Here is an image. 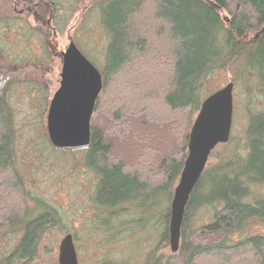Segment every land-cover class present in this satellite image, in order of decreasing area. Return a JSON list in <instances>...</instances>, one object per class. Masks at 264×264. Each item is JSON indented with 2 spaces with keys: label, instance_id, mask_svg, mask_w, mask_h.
Here are the masks:
<instances>
[{
  "label": "trees",
  "instance_id": "obj_1",
  "mask_svg": "<svg viewBox=\"0 0 264 264\" xmlns=\"http://www.w3.org/2000/svg\"><path fill=\"white\" fill-rule=\"evenodd\" d=\"M79 1L58 0L53 11L68 17V9ZM92 2L90 10H96V23L106 35L98 69L102 87L82 153L95 180L94 216L113 227L118 221L123 232L131 227L135 233L151 232L143 237L149 248L139 252L138 264H264V229L251 228L264 225V194L258 190L264 188V109L249 117L244 152L214 163L219 177L207 182L213 167L206 164L185 206L178 250L168 249L173 189L194 117L213 91L211 80L232 66L237 69L247 56L264 70V0ZM257 29L260 38L247 41ZM3 51L0 46V60ZM260 82L258 89L264 90ZM7 90L0 83V243L19 236L0 255V264H30L43 235L60 218L47 204L35 215L27 207L31 199L33 209L39 208L25 189L17 155L19 130ZM200 209H207V216L192 218ZM149 222L151 227L144 228ZM67 233L74 242L75 234Z\"/></svg>",
  "mask_w": 264,
  "mask_h": 264
},
{
  "label": "rangeland",
  "instance_id": "obj_2",
  "mask_svg": "<svg viewBox=\"0 0 264 264\" xmlns=\"http://www.w3.org/2000/svg\"><path fill=\"white\" fill-rule=\"evenodd\" d=\"M55 1L28 0L32 6L30 11L15 0H0V46L4 50L0 60V83L8 86L6 95L19 130L17 155L25 189L36 198L35 203L39 206L33 209V201L29 199L27 207H32L31 214L35 215L45 211L43 205L47 204L57 210L60 218L58 225L43 235L38 255L30 264H58L57 249L66 232L75 234L74 246L79 247L75 248L80 264H138L139 252L149 248L143 246V237L151 232L143 229L135 233L134 227L123 232V225H119L118 221L113 223L114 227L111 223L99 222L94 216L91 200L95 180L83 164V148L67 151L49 147L45 117L48 102L58 87L60 53L69 42V26L75 22L74 42L97 69L103 65L102 55L106 46V35L96 23V10H90L95 0H81L68 9L70 20H67L69 16L60 14V26H55L56 34L45 26L48 31L41 39V52L33 32H43L45 28L41 21L52 9L51 2L56 6ZM34 12L42 19H35ZM52 13L55 14L54 11ZM257 32L259 29L251 32L246 40L259 35ZM19 34L21 37L18 40ZM258 66V62L251 61V57L247 56L237 69L232 66L228 71L219 72L210 82L212 90L233 82V113L230 144L219 145L212 150L206 163L209 167L219 161H231L236 157L235 151L244 152V130L249 117L264 109V90L258 89L256 84L261 81L264 85V76H261L264 70ZM247 69L251 71L248 73ZM224 155L228 158L220 159ZM219 176L220 172L213 167L207 174V182ZM258 190L264 194V188L258 187ZM207 214V209H200L192 214V218L203 219ZM150 227V222L144 224V228ZM112 228L119 231L113 235ZM251 228L261 230L264 225ZM18 236L15 234L0 243V255L5 249L13 247Z\"/></svg>",
  "mask_w": 264,
  "mask_h": 264
},
{
  "label": "water",
  "instance_id": "obj_3",
  "mask_svg": "<svg viewBox=\"0 0 264 264\" xmlns=\"http://www.w3.org/2000/svg\"><path fill=\"white\" fill-rule=\"evenodd\" d=\"M60 80L47 106L45 129L49 143L59 149L88 146L90 117L102 87L100 71L73 41L61 52ZM233 82L212 91L200 103L189 132L187 154L173 189L168 222L171 253L179 247L180 227L190 193L202 175L212 150L229 140L233 112ZM58 264H78L73 238L62 236Z\"/></svg>",
  "mask_w": 264,
  "mask_h": 264
},
{
  "label": "flooded vegetation",
  "instance_id": "obj_4",
  "mask_svg": "<svg viewBox=\"0 0 264 264\" xmlns=\"http://www.w3.org/2000/svg\"><path fill=\"white\" fill-rule=\"evenodd\" d=\"M17 3H20V4H22L23 6H24V8H28V10H30V11H32L31 9H32V6L30 7V5H29V3H28V0H15ZM58 1V0H57ZM57 1H55V2H57ZM60 1V0H59ZM51 4H53V6H54V3L53 2H51ZM30 7V8H29ZM22 11V10H21ZM53 12V7H52V9L50 10V11H48V16L46 17V18H43L42 19V17L41 16H39L37 13H35L34 12V15L33 16H35V19H42V24L44 25V28L45 29H43V32L41 31H37V30H35L34 32H33V34H34V36L38 39L37 40V43H36V46L38 45L39 46V50L42 52V49H41V39L43 38V37H45V35L47 34V29H46V27L47 28H50L51 29V32H52V34H56V30H55V26L57 27V26H60L59 25V22H58V19H59V17H57V15H56V13L55 14H53L52 13ZM60 16V15H59ZM35 21V20H34ZM36 22V21H35ZM54 24V25H53ZM67 24V23H66ZM19 26H21L20 24H19ZM46 26V27H45ZM62 26H63V24H62ZM75 28H76V24H75V22L73 23V25H71V26H69V28H68V31H67V34H68V38H69V42L70 41H73L74 42V34H73V31L75 30ZM47 30V31H46ZM71 33V34H70ZM257 33H259V35L257 34L256 36H254V38H252V42H256L259 38H260V35L262 34L261 32H257ZM20 37H21V35L19 34V36L17 37V39L19 40L20 39ZM68 42V43H69ZM75 43V45L77 46V44H76V42H74ZM68 45V44H67ZM37 46V47H38ZM66 48V47H65ZM78 48V47H77ZM79 49V48H78ZM62 52V51H61ZM82 52V51H81ZM83 53V52H82ZM83 55H84V53H83ZM60 60H61V53H60ZM60 68H61V64H60ZM59 73H60V71H59ZM58 76H59V74H58ZM59 80H60V77H59ZM59 80H58V82H59ZM74 248H75V246H74ZM75 252H76V257H77V262H78V264H80V261H78V254H77V251H76V248H75Z\"/></svg>",
  "mask_w": 264,
  "mask_h": 264
},
{
  "label": "bare ground",
  "instance_id": "obj_5",
  "mask_svg": "<svg viewBox=\"0 0 264 264\" xmlns=\"http://www.w3.org/2000/svg\"><path fill=\"white\" fill-rule=\"evenodd\" d=\"M260 111V110H259ZM258 112V111H257ZM256 114V113H255ZM255 114H253V115H255Z\"/></svg>",
  "mask_w": 264,
  "mask_h": 264
}]
</instances>
